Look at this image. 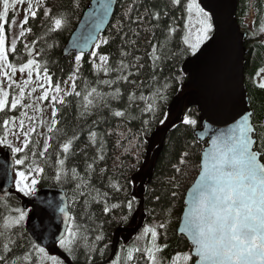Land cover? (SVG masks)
I'll return each mask as SVG.
<instances>
[{"label":"trees","instance_id":"trees-1","mask_svg":"<svg viewBox=\"0 0 264 264\" xmlns=\"http://www.w3.org/2000/svg\"><path fill=\"white\" fill-rule=\"evenodd\" d=\"M90 1L44 0L46 8L51 9L54 15L60 14L66 18L65 26L62 30L48 32L47 25L43 22L44 10L40 8L37 19H30L29 25L26 26L32 28V34L18 42V55L9 53L11 61L18 67L28 58L24 44L32 47V41L36 40L37 43L34 46L38 53L35 56L36 61L41 65H47L53 81L68 80L76 67L75 55L65 58L62 51ZM261 2L262 0H238L237 21L242 31L245 29L244 24L250 8H254L256 14L254 21L257 27L254 28L253 24L252 27L254 30L258 29L260 13L257 7ZM157 12L160 13L159 20L152 18V14ZM184 15L181 9L170 5V0H119L106 33L100 37L107 40V43L100 44L99 52L110 58L109 63L113 69L117 68L121 61L129 67L122 73L112 71L106 75L103 69L99 71L93 69L89 58L90 53L85 55L79 66L77 90L86 93L96 88L102 94V98H90L93 99V104L85 109L82 96L65 97L66 102L56 106L59 131L47 133V128L44 130L45 135L52 137L50 143L53 147L49 149L52 165L55 162V154L59 152V144L73 135L78 137L73 143L72 154L66 160L64 171L67 173V179L62 177L61 181L57 182L54 179L55 168L48 166L37 185L38 189L51 187L63 190L68 198L70 214L75 216L77 223L83 226L82 232L87 239L80 242L71 256L58 246V251L66 264L103 262L110 256L115 232L118 229L134 228L136 225L133 219L138 211L139 199L134 179L147 170L144 162L149 145H152L154 151L158 148V138H154L153 142L151 139L176 117V114H169V105L176 97H181L187 92L184 90L187 76L182 72L181 67L193 54L187 50L183 42L186 35ZM169 25L176 28V32L172 35L168 34ZM254 40L253 34L250 33L246 42L248 54L244 68L245 89L253 113L252 122L257 125L258 132L264 135V89L259 87V83L264 82L262 75L264 74V47L261 44L259 46ZM250 42L252 43L248 44ZM152 44L157 45L154 56L159 57L158 59L150 55ZM49 45L52 47L49 48ZM96 63H100L98 59ZM121 75L126 76L127 80L118 81L117 77ZM105 80L111 81L110 87L103 83ZM20 86L24 85L20 84ZM64 86L62 83L63 88ZM117 89H119V96L115 99L111 98ZM158 91L160 96L156 95ZM32 94L34 104L37 93ZM130 95H134L135 99L130 100ZM141 96L146 99H141ZM153 100L158 105L156 111L142 113V109H145L146 105ZM24 103L26 104V101ZM21 111L23 108H18L15 112H0V124L4 119L9 118V115L20 117ZM115 111H122L125 115L117 117L114 115ZM185 116L197 123L184 124ZM145 120L149 121L147 125L144 124ZM162 120L163 123L160 122ZM199 128L198 111L185 106L178 124L171 128L164 138L163 148L155 159L152 177L146 186L143 204L146 227H150V223H156L155 225L161 222L166 223V229H157L158 238L155 242L161 246L167 245L158 253L161 264H174L173 257L177 253H187L188 250L189 244L178 237L177 230L185 207L186 192L200 171L201 153L205 144L198 142L195 137V132ZM90 132L97 133L95 145L90 142ZM4 133L5 129L0 127V138ZM32 139L31 147L41 150L44 141L42 144L41 142L37 144L38 140L34 135ZM139 150L138 160H134ZM184 153L188 154L184 157L186 163L180 164ZM101 155L103 159H100ZM90 163L93 164L90 183L83 189L86 195L80 196L75 187L78 181L71 179V169L75 168L79 176L88 178L89 173L86 170ZM177 167L180 169L179 172L176 170ZM110 184H119L122 190L116 192L109 187ZM95 189H99L101 193H108L109 206L119 203L121 207L105 215L104 199L97 202L91 198L95 195ZM19 195L27 197L21 193ZM19 195L14 193L7 198L8 208L3 206L4 199H0V214L7 213L9 208H21L18 204L21 199ZM11 199L16 202L10 203ZM85 200L88 201L87 204ZM128 200H134L131 212L124 206ZM122 217L127 219L124 220ZM24 223L25 221L16 230L15 239L20 244L28 246L30 241L25 234ZM96 235H102L103 239L95 241ZM137 237L140 239L138 240ZM130 239L132 243H144L145 247V243L151 239V236L148 234L145 237L140 233ZM144 247L140 246L141 249ZM16 251L20 250L16 249Z\"/></svg>","mask_w":264,"mask_h":264},{"label":"snow or ice","instance_id":"snow-or-ice-1","mask_svg":"<svg viewBox=\"0 0 264 264\" xmlns=\"http://www.w3.org/2000/svg\"><path fill=\"white\" fill-rule=\"evenodd\" d=\"M24 3L25 0H0V76L7 81L8 89L5 90L0 85V112H15L18 108H33L34 111L41 112L42 109L34 107L33 103L21 105V101L25 99L26 95L31 97L39 87L41 94L38 100L47 101L52 110L51 126L47 128V133H55L59 131L56 105H63L66 102L65 97L69 95L82 96L85 109L93 104V99L90 98H102V94L96 88H92L86 93L77 90L76 81L79 76V66L85 56L84 48L94 45V48L90 50L89 57L93 69L96 71L103 69L106 75L112 71L122 73L129 65H125L121 61L117 68L113 69L109 63L110 58L99 52L100 44L107 43V40L99 38L100 25L103 24L111 9L110 2H101L90 30L87 34L82 33L79 42L74 44V47L80 51L74 57L76 67L69 75L68 80L53 81L47 65H41L36 61L35 56L38 55L34 48L36 40L32 41V47L24 44L29 58L17 67L11 61L9 52L18 55V42L32 34V28L26 26L29 25L30 19H37L40 8L44 7L43 22L47 25L48 32L62 30L66 24V18L60 14L54 15L51 9L45 7L44 0H27V8L23 9V19L19 20L17 24V16L10 12V9L14 10L17 5L22 6ZM170 5L185 13L183 20L186 35L183 42L187 50H190L194 55L201 45L211 38L212 17L198 0H170ZM165 15H167L166 12ZM152 18L159 20L160 13L152 14ZM17 27H19V32L15 34ZM253 27H257L255 21ZM9 29L13 31L10 44L8 42ZM262 31H264V27H262ZM175 32L176 28L169 25L168 34L172 35ZM48 47L51 48L52 45ZM151 47L152 54L150 55H153L154 59H158L159 57L154 56L157 45L152 44ZM122 55H126V53H122ZM97 59L99 64L96 63ZM7 69H10L11 72L9 73ZM17 71L22 75L27 73L23 87L14 79ZM121 79L126 81L127 77L122 75L117 77L118 81ZM69 82H71V90L64 89L62 83L67 85ZM33 83L36 84V87H32L31 92L26 93V87ZM103 83L111 86V81L105 80ZM259 87L264 89V82L259 83ZM156 95L160 96L161 94L158 91ZM118 96L119 89L111 98L115 99ZM129 99L134 100L135 96L130 95ZM141 99L146 98L141 96ZM157 107L158 105L153 100L152 103L146 105L145 109H142V113H153ZM114 115L121 117L125 113L115 111ZM252 116L253 113L247 110L238 113L226 129L218 131L211 137V146L203 153L201 171L190 190L191 198L185 202L186 207L179 228V232L186 234L190 239L192 247L187 253H177L173 257L174 264H181V262L182 264H264V135H261L257 125L252 123ZM25 117L28 121L27 125ZM160 122L163 123V120ZM40 123L43 124L44 121L41 120ZM148 123L149 121H144L145 125ZM183 123L195 125L197 122L185 116ZM9 125L12 126L11 135L19 141V146H14L6 139L7 133L4 138H0V144L10 148L15 157L13 168L15 171L14 185L17 192L24 196L34 195L36 185L43 178L45 168L48 166L55 168L54 179L57 182H60L62 177L67 179L64 168L66 160L72 154L71 149L74 141L78 139L77 136L73 135L59 144V152L55 154V162L52 165L50 164L52 156L49 149L53 145L50 143L52 139L50 135L41 134L45 135L41 150L31 147L33 134L37 131L35 116H28L26 111H21L19 118L12 116L4 119L0 127L8 129ZM21 137H23L22 140ZM96 139L97 133L90 132V142L93 145L96 144ZM36 143L38 144L39 141ZM102 147L101 142V149ZM187 155V153L182 155L180 164L186 163L184 157ZM100 159H103L102 155ZM176 170L180 171L178 167ZM86 171L89 173L88 178L79 176L75 168L71 169V179L78 181L75 187L80 196L86 195L83 189L89 186L93 164H88ZM103 171L102 169L101 172L103 173ZM2 187L3 185H0V189ZM109 187H112L116 192L122 190L119 184H110ZM91 198L97 202L104 199L105 215L113 209L121 207L119 203L109 206L107 203L108 193H101L99 189H95V195ZM87 203L88 201L85 200V204ZM133 205L134 200H128L124 206L131 212ZM3 206L8 208L6 197L3 200ZM58 210L63 216L65 226L55 243L68 256H71L80 242L87 238L83 235V226L77 223L75 216L69 215L66 207H59ZM12 213L15 215L12 216ZM26 216L27 212L18 207L9 208L7 213L0 214V264H66V261L57 255L49 254L46 246L38 242H30L28 246H24L15 239L16 230L25 221ZM122 219L126 220L127 217H122ZM157 229H166V223L161 222L154 227L143 229L142 235L147 237L150 233L151 239L143 249L138 245L130 247L125 257L126 264H131L136 259V254L140 252H143L147 264H161L158 253L163 251L167 245L161 246L155 243L158 238ZM57 231L60 230L57 229ZM102 239V235L95 236V241ZM137 239L139 240L140 237ZM16 249L20 251H16Z\"/></svg>","mask_w":264,"mask_h":264},{"label":"water","instance_id":"water-1","mask_svg":"<svg viewBox=\"0 0 264 264\" xmlns=\"http://www.w3.org/2000/svg\"><path fill=\"white\" fill-rule=\"evenodd\" d=\"M118 1L91 0L64 48V57L70 54H78L80 49L75 48L74 44L79 42L82 33L87 34L90 30L101 2H110L111 4L107 17L100 25L99 38L106 33ZM198 2L212 17L213 32L211 38L182 65V71L187 76V84L184 88L187 92L182 97L175 98L170 104L169 114L174 115L177 113L176 117L157 133L160 139L159 146L151 156L147 171L140 176L137 187V196L140 203L138 212L133 219L136 225L133 229H121L115 233L111 255L106 263L114 259L121 235H126L124 241L127 243L132 236L138 234L144 225L143 197L145 186L152 177L151 172L154 162L163 148L164 138L169 130L178 124L184 106L195 108L199 113L200 128L195 132V136L198 142L206 143L201 153L200 165L203 153L211 146V137L218 131L226 129L238 113L244 110L252 112L245 89L244 68L248 54L245 49L247 37L241 33L236 19L238 0H198ZM93 47L94 45H90L88 48H84L85 55L89 54ZM151 148L152 145L148 149L145 165H148ZM13 161L10 149L6 148L0 153V185H3L0 189V198L3 199L14 193ZM200 171L195 181L198 179ZM138 181L139 178L136 179V182ZM195 181L186 192L185 207L186 200L191 198L189 193ZM22 207L31 210L26 222L28 238L33 243L38 242L46 246V250L56 247L55 241L65 226L63 216L58 209L59 207H66L69 213V204L65 192L57 188H40L34 195L23 200ZM180 226L181 222L177 231L178 236H184L192 247L187 235L179 232ZM57 229L60 231H57Z\"/></svg>","mask_w":264,"mask_h":264},{"label":"rangeland","instance_id":"rangeland-1","mask_svg":"<svg viewBox=\"0 0 264 264\" xmlns=\"http://www.w3.org/2000/svg\"><path fill=\"white\" fill-rule=\"evenodd\" d=\"M44 5H45V4H44ZM45 7H46V6H45ZM25 8H27V0H25V3H24L22 6H21V5H17L16 8H15L14 10H13V9H10L11 12H13V14L17 16V24L19 23V20H22V19H23V16H24L23 9H25ZM42 9L44 10V7H42ZM253 15H254V13H253ZM18 32H19V27H17V28L15 29V34H18ZM257 32H258V42H260V44H261V43H264V31H262V30H258ZM260 34H262L261 37L259 36ZM12 38H13V31H12V29H9V40H8L9 44L11 43ZM205 43H206V41L201 45V47H202ZM201 47H200V48H201ZM200 48H199V49H200ZM7 71H8L9 73L11 72L10 69H7ZM262 75L264 76V74H262ZM263 76H262V77H263ZM25 79H27V73L25 72V74L22 75V74L19 73V71H17L16 76H15V80H16V82H19L21 85H23V84H22V81H24ZM34 79H35V70H34ZM0 85H2L3 88H4L5 90H7V81L4 80V79L2 78V76H0ZM28 86H31V87H29V88H32V87H36V84L33 83V84H29ZM29 88L25 89L26 93H27V92H31V90H30ZM64 89H66V90H71V82H69V84L65 85V86H64ZM36 93H37V94H36V96H35V100H34V107H40V108L42 109V111H41V112H36V111H34L33 108H28L27 110H26V109H23V111H26L27 114H28V116H35V117H36V129H37V131H36V133L33 134V135H34V137H35L39 142H41V144H42V142L44 141L45 135H41V134H45V133H44V130H45L46 128H48V127L51 126L52 110H51V106L49 105V103H48L47 101L41 102V101L38 100V97H39L40 94H41V91H40L39 87H37V92H36ZM16 94L18 95V92H17ZM25 99H27V100H25ZM25 99H24V100L26 101V104H28V103H33V102H32V101H33V94L31 95V97H28V96L26 95ZM24 100L21 101V104H22V105L25 104V103H24V102H25ZM57 105H60V104H57ZM57 105H56V106H57ZM176 114H177V113H176ZM9 117H11V115H9ZM17 118H19V117L17 116ZM41 120L44 121L43 124L40 123ZM25 122H26V125H27L28 121H27V118H26V117H25ZM11 130H12V126L9 125V128H8V129H5V133L2 135L1 138H4V137H5V134L7 133L6 139H7L9 142H12L14 146H19V141H17V139H16L15 136L11 135ZM20 139L22 140L23 137H21ZM4 147H6V146L3 145V144H0V151H1ZM138 155H140V150L137 151L136 157L134 156L133 159H134V160H138ZM146 169H148V167H147ZM146 171H147V170H146ZM146 171H145V172H146ZM13 178L15 179V173H14V175H13ZM37 185H38V184H37ZM37 185H36V190L38 189V188H37ZM14 187H15V185H14ZM15 191H16V190H15ZM16 192H17V191H16ZM20 196H21V195H20ZM9 202L14 204V202H16V200L14 201L13 199H11ZM155 224H156V223H150L149 226H150V227H154V226H156ZM149 234H150V233H149ZM150 236H151V235H150ZM182 238L186 241V239L184 238V236H182ZM148 241H149V240H148ZM148 241H147V243H148ZM147 243H146V245H147ZM188 244H189V243H188ZM135 245H138V246L140 247V246H142V243H135ZM190 249H191V246H190V244H189V246H188V250H187V251H189ZM49 254H51V255H57V256L59 257V254L56 253V252H54V251L50 252ZM118 258H119V257H117V259H115V264H117V262H118V264L120 263V260H119ZM133 262H134V261H133ZM123 264H126L125 258H124V263H123ZM131 264H132V262H131Z\"/></svg>","mask_w":264,"mask_h":264},{"label":"flooded vegetation","instance_id":"flooded-vegetation-1","mask_svg":"<svg viewBox=\"0 0 264 264\" xmlns=\"http://www.w3.org/2000/svg\"><path fill=\"white\" fill-rule=\"evenodd\" d=\"M257 8H258V12L260 13V21H259V24H258V26H259L258 29L254 30L253 27H252L253 21L256 19V14H254V20L252 21L251 24L245 23L244 24V28H245L244 30L247 32L248 36H249L250 33H252L253 36H254V39H255L254 42H256L260 46V42H258V32L257 31L258 30H262V27H264V15H263L264 14V0H262L261 4ZM252 9H253V12L255 13L254 8H252ZM262 16H263V19H262ZM261 19H262V21H261ZM259 36L261 37L262 34H260ZM250 39L253 40V38H250ZM251 43L252 42H250L248 44H251ZM261 45L264 47V43H261ZM247 53H248V50H247ZM120 247H122V243L120 244ZM125 251H126V249L122 250L123 253H125ZM141 260L142 259H138L136 261V264H141Z\"/></svg>","mask_w":264,"mask_h":264},{"label":"bare ground","instance_id":"bare-ground-1","mask_svg":"<svg viewBox=\"0 0 264 264\" xmlns=\"http://www.w3.org/2000/svg\"><path fill=\"white\" fill-rule=\"evenodd\" d=\"M157 158V157H156Z\"/></svg>","mask_w":264,"mask_h":264}]
</instances>
